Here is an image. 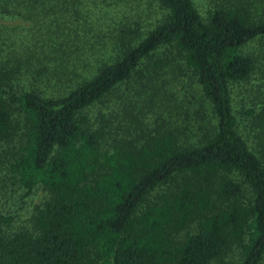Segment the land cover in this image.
<instances>
[{
  "label": "trees",
  "instance_id": "trees-1",
  "mask_svg": "<svg viewBox=\"0 0 264 264\" xmlns=\"http://www.w3.org/2000/svg\"><path fill=\"white\" fill-rule=\"evenodd\" d=\"M137 1L160 12L150 28L141 8L113 24L75 9L0 40V187L45 193L22 226L0 214V264L264 262V92L233 104L263 71L246 47L264 0ZM181 75L194 100L169 88Z\"/></svg>",
  "mask_w": 264,
  "mask_h": 264
},
{
  "label": "rangeland",
  "instance_id": "rangeland-1",
  "mask_svg": "<svg viewBox=\"0 0 264 264\" xmlns=\"http://www.w3.org/2000/svg\"><path fill=\"white\" fill-rule=\"evenodd\" d=\"M125 0H76L71 4L70 1H65V6L62 4L60 7L54 8L50 4H46L43 10L36 11L35 9H29L24 6L12 5L7 0H0L3 11L0 12V28H2V34L0 40H3L5 44L19 45L22 41L28 43L32 41V38L38 34V37L46 35V22L51 19L55 20L57 17L77 18L74 10H78L79 17L88 16L92 22L97 23L98 19L103 18L104 22L113 21V23H119L120 21L129 22V20H136L138 11L137 8H141L146 11L141 21L143 28H150L159 17L160 12L157 11L155 6H151L150 10L143 7L137 0H127L131 6L126 5ZM201 4L204 0H196ZM7 3V4H6ZM15 8L17 10H15ZM32 8H35L33 6ZM40 9V8H39ZM29 12L33 13V16H29ZM131 17V18H130ZM109 20V21H108ZM110 24V23H109ZM103 26V25H102ZM91 34L96 35L97 30ZM5 45H3L4 48ZM247 51L254 57H260L264 64V40H258L246 47ZM263 71H256L251 78L250 84L245 86H239L234 90V109L239 112L240 107L246 105L251 107L252 103L257 104V97L261 96L264 92V67ZM170 89L172 93H175L179 98H190L194 100L198 95L196 90L190 86L191 80L186 76H180L175 78L170 77ZM186 91H189L185 94ZM195 96V97H193ZM187 102V103H186ZM184 102L188 108V101ZM260 106V103H259ZM239 114V113H238ZM2 178V177H0ZM45 193L42 190H36L30 194H24V192L9 185L0 187V214L4 216L13 215V228L17 225H24L28 223V220L32 216L34 209L40 204V201L44 198ZM264 264V262L262 263Z\"/></svg>",
  "mask_w": 264,
  "mask_h": 264
}]
</instances>
